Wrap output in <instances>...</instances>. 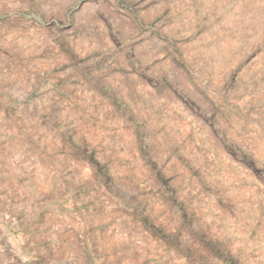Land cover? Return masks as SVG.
Masks as SVG:
<instances>
[{
  "label": "rangeland",
  "instance_id": "obj_1",
  "mask_svg": "<svg viewBox=\"0 0 264 264\" xmlns=\"http://www.w3.org/2000/svg\"><path fill=\"white\" fill-rule=\"evenodd\" d=\"M0 264H264V0H0Z\"/></svg>",
  "mask_w": 264,
  "mask_h": 264
}]
</instances>
